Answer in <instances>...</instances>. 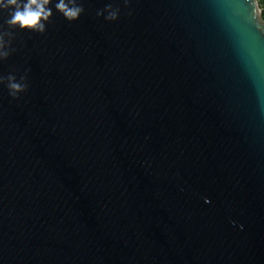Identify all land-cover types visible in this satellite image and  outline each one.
<instances>
[{"label": "water", "instance_id": "obj_1", "mask_svg": "<svg viewBox=\"0 0 264 264\" xmlns=\"http://www.w3.org/2000/svg\"><path fill=\"white\" fill-rule=\"evenodd\" d=\"M58 2L0 59V264H264L253 0Z\"/></svg>", "mask_w": 264, "mask_h": 264}, {"label": "clouds", "instance_id": "obj_2", "mask_svg": "<svg viewBox=\"0 0 264 264\" xmlns=\"http://www.w3.org/2000/svg\"><path fill=\"white\" fill-rule=\"evenodd\" d=\"M51 3L52 0H0V11L7 12L9 16L5 21L9 30L0 31V59L6 60L11 51H14L10 49L11 41L15 38L12 30L18 28L21 31L45 33V25L50 22L53 15L49 7ZM123 3L125 7H128L130 0H123ZM253 5L256 28L264 31V15H261V9L256 5L255 0H253ZM55 8L69 23L78 20L85 11L78 0H59ZM119 13V6L114 7L112 3H108L104 9L98 10L96 15L103 16L106 21L115 22L119 19ZM0 84H6L9 95L13 99H19V94L28 90L26 76H21L19 81L12 74L6 77L0 76Z\"/></svg>", "mask_w": 264, "mask_h": 264}, {"label": "trees", "instance_id": "obj_3", "mask_svg": "<svg viewBox=\"0 0 264 264\" xmlns=\"http://www.w3.org/2000/svg\"><path fill=\"white\" fill-rule=\"evenodd\" d=\"M261 8H262V15H264V3L261 2Z\"/></svg>", "mask_w": 264, "mask_h": 264}, {"label": "built area", "instance_id": "obj_4", "mask_svg": "<svg viewBox=\"0 0 264 264\" xmlns=\"http://www.w3.org/2000/svg\"><path fill=\"white\" fill-rule=\"evenodd\" d=\"M259 4L264 3V0H258ZM261 6V5H260Z\"/></svg>", "mask_w": 264, "mask_h": 264}]
</instances>
